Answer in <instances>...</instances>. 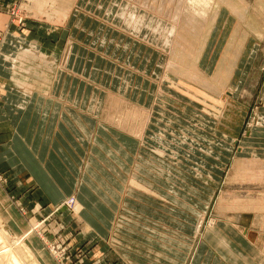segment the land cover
Here are the masks:
<instances>
[{
    "label": "rangeland",
    "instance_id": "374dc122",
    "mask_svg": "<svg viewBox=\"0 0 264 264\" xmlns=\"http://www.w3.org/2000/svg\"><path fill=\"white\" fill-rule=\"evenodd\" d=\"M0 2V117L21 139L57 105L89 130L64 152L77 175L52 185L26 150L0 151V248L27 247L19 264H264V0L201 17L190 0Z\"/></svg>",
    "mask_w": 264,
    "mask_h": 264
},
{
    "label": "crops",
    "instance_id": "0c3cea01",
    "mask_svg": "<svg viewBox=\"0 0 264 264\" xmlns=\"http://www.w3.org/2000/svg\"><path fill=\"white\" fill-rule=\"evenodd\" d=\"M1 4L2 3L0 2V5ZM25 31L26 30H23L22 32H15V28H13L9 30V34L7 33V35L9 36L12 33L14 34V32L18 33V35H22ZM44 31H46L45 28L43 29V32ZM59 31L60 30L55 28L54 31L51 32L53 33V37L60 36L61 32L58 33ZM27 33L28 34L26 35V37L24 36L25 40L31 42V37L32 35H34V33H38V35L42 33L41 27L39 28V30H33V32L27 30ZM38 38H40V35L38 36ZM36 44L38 45V47L41 46V41L39 43L36 42ZM41 97H43L42 99L45 103H57V101H59V96L57 97L55 95H49L47 93ZM77 116V112H73L72 110L67 111L63 114L60 107L55 105V110L53 112H42L39 118V127L37 128L36 132H32V130L28 128V130H25V132H23L21 139L18 138L20 135L15 127V124H13L12 121L9 120V118H6V120H4L2 117H0L1 121L4 120L2 124H0L1 154H3L4 152L7 154L9 152V146H12L13 144H15L16 147L22 151L26 150L27 158L30 160H34L36 163L38 161L39 167L43 172H45L47 179L44 180V183L48 185H52L51 183L54 181L53 177L56 176L57 168L63 169V171H60V174L66 173L69 176L70 174L68 172H70L71 174L72 172H75V175H77L78 164L75 163L76 167L74 166L73 171V164H71V161L68 162V159L70 158L71 160V157L68 154V158L64 153L65 151H69L72 155V158H74L73 149H79L77 146L80 142V134L86 136L89 135V130L85 129L84 127L80 128V123L77 119ZM31 135H33L34 138H31ZM64 137L65 140H68V142L72 146H68L67 142H65L64 140ZM30 149L33 151V154L28 152V150ZM63 162H65V165ZM32 165L34 164L32 163ZM62 165L64 167L68 166L70 170L67 169V167L64 168ZM8 168V166H5L4 170H2L3 173L5 172L6 174H8ZM27 174H31L32 176V173L30 172ZM45 187L48 190H52L51 187ZM52 195L56 198H61L53 192Z\"/></svg>",
    "mask_w": 264,
    "mask_h": 264
},
{
    "label": "bare ground",
    "instance_id": "6f19581e",
    "mask_svg": "<svg viewBox=\"0 0 264 264\" xmlns=\"http://www.w3.org/2000/svg\"><path fill=\"white\" fill-rule=\"evenodd\" d=\"M192 1V2H191ZM213 1V0H212ZM190 2H191V4L192 5H194L193 6V14L195 15L196 14V16L197 15H199L200 17L201 16H207L208 15V13H210L211 11H207V8L209 7V4H210V0H190ZM189 2V3H190ZM222 2V1H221ZM213 3V2H212ZM211 3V4H212ZM214 4V3H213ZM212 4V5H213ZM192 5H191V7H192ZM201 7H204V8H202L201 9ZM226 7V6H225ZM208 9H210V10H212L211 8H208ZM206 11L208 12L207 14H206ZM235 12H237V10L235 9ZM191 14V13H190ZM189 14V16H192V15H190ZM239 15H240V13H238ZM220 17V15L219 14H215V16H214V19H213V22H212V24H214L215 22H216V19L218 18V19H220L219 18ZM236 17V16H235ZM125 18V17H124ZM195 18V17H194ZM197 18V17H196ZM207 18V17H206ZM196 20V19H195ZM217 23V22H216ZM210 32V31H209ZM202 47V46H201ZM203 47H204V45H203ZM203 49V48H202ZM31 53L32 54H28V53H25L22 57L24 58V57H26V58H30V59H36L37 57L39 58V59H42V57L41 56H39L38 54H37V52H34V51H31ZM200 56V55H199ZM198 56V57H199ZM45 59V62H47V63H49L50 65H51V67L52 68H55L56 67V63H54L52 60H49V59H47V58H44ZM48 60H49V62H48ZM199 60L200 59H198L197 58V62H199ZM201 61V60H200ZM238 61V60H237ZM236 64H234V66H235ZM21 68V67H20ZM232 68V67H231ZM230 68V69H231ZM195 73H193V75H194ZM191 73H190V77L194 80V81H196V82H200L201 80L199 79V78H197V77H194ZM232 76V75H231ZM202 85H205L204 84V82H202L201 83ZM206 87H209V85L207 86L206 85ZM211 87V86H210ZM259 128V127H258ZM251 163H253L254 165L257 163H254V162H251ZM261 162H258V164L259 165H262V164H260ZM263 164H264V162H263ZM253 165V166H254ZM247 166V165H246ZM246 166H244L245 168H246ZM256 166H258L257 164H256ZM251 167H252V165H251ZM251 167H249L248 166V169L250 168L251 169ZM259 167V166H258ZM258 167H254V169L255 168H258ZM261 167V166H260ZM259 167V168H260ZM258 168V169H259ZM264 168V167H263ZM247 169V168H246ZM260 170H262V171H264L263 169H261L260 168ZM243 172V171H242ZM247 172V171H246ZM254 172H256V171H254ZM251 173H252V170H251ZM258 173V172H257ZM253 174V173H252ZM251 174V175H252ZM254 175V174H253ZM255 176V175H254ZM259 176H260V174H259ZM251 177V176H250ZM257 177V176H256ZM238 178V177H237ZM249 178V177H248ZM260 178V177H259ZM263 179V178H262ZM261 179V180H262ZM254 181V180H253ZM252 181V182H253ZM262 182H263V180H262ZM248 184V183H247ZM2 231V230H1ZM0 231V241H1V239L2 238H4V236H6L7 234H5L4 236H3V233ZM4 231V230H3ZM5 232V231H4ZM3 236V237H2ZM8 237V236H7ZM4 240L6 241L7 239H5L4 238ZM2 242V241H1ZM0 242V244H2ZM6 243V242H5ZM5 243H3V244H5ZM7 244V243H6ZM14 248V247H13ZM6 249V247H2V248H0V255H3V254H6L7 253V255H5V258H6V263H2V257L3 256H1V258L2 259H0V264H8V263H11V264H19V262H18V260H17V258H16V256H15V254L17 253L18 255L20 254L21 255V253H27V252H29L28 250V248L27 247H24L23 246V248H21V249H18L16 252L15 251H11L9 254H8V252H9V250H8V252H7V250H5ZM15 249V248H14ZM5 250V251H4ZM3 251V252H2Z\"/></svg>",
    "mask_w": 264,
    "mask_h": 264
},
{
    "label": "built area",
    "instance_id": "2783aa9c",
    "mask_svg": "<svg viewBox=\"0 0 264 264\" xmlns=\"http://www.w3.org/2000/svg\"><path fill=\"white\" fill-rule=\"evenodd\" d=\"M67 205L70 206V207H73L75 205V200H73V199L69 200Z\"/></svg>",
    "mask_w": 264,
    "mask_h": 264
}]
</instances>
